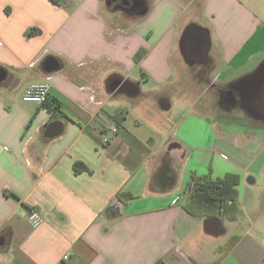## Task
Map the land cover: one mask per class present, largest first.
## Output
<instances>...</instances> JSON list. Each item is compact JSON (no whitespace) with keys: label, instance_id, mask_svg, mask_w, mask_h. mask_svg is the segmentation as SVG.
I'll list each match as a JSON object with an SVG mask.
<instances>
[{"label":"crops","instance_id":"0c3cea01","mask_svg":"<svg viewBox=\"0 0 264 264\" xmlns=\"http://www.w3.org/2000/svg\"><path fill=\"white\" fill-rule=\"evenodd\" d=\"M0 68V264H264V0H0ZM226 174L234 220L186 210Z\"/></svg>","mask_w":264,"mask_h":264},{"label":"trees","instance_id":"16d2710c","mask_svg":"<svg viewBox=\"0 0 264 264\" xmlns=\"http://www.w3.org/2000/svg\"><path fill=\"white\" fill-rule=\"evenodd\" d=\"M54 4H58L59 0H51ZM141 53H138L136 60L139 59ZM74 171L77 172V165H74ZM240 184V177L234 174H226L222 178L214 181L202 178L192 180L188 185L189 191L188 203L185 206L189 213L192 208L205 209L212 211L220 220H234L239 211L240 204L238 198L237 186ZM131 196L129 194L118 193L116 199L119 202L127 203ZM238 237L231 238L223 247L222 256H224L232 246H234ZM219 259L212 264H218Z\"/></svg>","mask_w":264,"mask_h":264},{"label":"built area","instance_id":"2783aa9c","mask_svg":"<svg viewBox=\"0 0 264 264\" xmlns=\"http://www.w3.org/2000/svg\"><path fill=\"white\" fill-rule=\"evenodd\" d=\"M49 87L47 84H33L26 88L24 94L22 95V101L27 103H35L42 105L46 102L48 98ZM107 130L112 131L113 133L117 132V129L113 127H108ZM177 203V199L172 201V205ZM43 219L39 212L36 209H31L27 215L26 223L32 229L37 228ZM67 257H64L66 259Z\"/></svg>","mask_w":264,"mask_h":264},{"label":"rangeland","instance_id":"374dc122","mask_svg":"<svg viewBox=\"0 0 264 264\" xmlns=\"http://www.w3.org/2000/svg\"><path fill=\"white\" fill-rule=\"evenodd\" d=\"M256 60V59H255ZM254 64H256V63H254ZM252 66L253 65H250V66H248L247 67V69L248 70H251L252 69ZM254 95H255V97H260L261 95H262V93L260 92V88H255L254 90ZM213 96H215V93L213 92H208L207 94H206V99H207V101H210L209 99L210 98H212ZM214 99H216V98H214ZM247 101L248 102H251V103H249L248 104V107H250V109L252 110V111H254L255 112V114L256 115H258V114H262V108H263V106H264V103L262 102V101H259V100H257V98L255 99V98H249V99H247ZM230 106V104L229 103H225V107L223 106L222 107V105H220V106H218V105H216L215 107V109L217 110V111H219L220 110V112H223V114H226V113H228L226 110H230L229 107ZM254 107V108H253ZM239 109V108H238ZM235 109V111H237V112H241V110L239 109ZM226 111V112H225ZM176 118L177 117H175V121H176ZM259 193V191L256 189L255 191H254V193H253V195H257ZM263 222H264V220L263 219H261V221H259L258 222V224H263Z\"/></svg>","mask_w":264,"mask_h":264},{"label":"water","instance_id":"95a60500","mask_svg":"<svg viewBox=\"0 0 264 264\" xmlns=\"http://www.w3.org/2000/svg\"><path fill=\"white\" fill-rule=\"evenodd\" d=\"M42 66L45 72L51 73L58 69V62L56 61L55 58L48 57L43 62ZM5 77H6V72L2 68H0V82H2L5 79ZM59 125L60 123L58 122L51 124L49 127L53 130V133H51L50 135L48 134V136L57 135L60 132Z\"/></svg>","mask_w":264,"mask_h":264},{"label":"flooded vegetation","instance_id":"af4514ba","mask_svg":"<svg viewBox=\"0 0 264 264\" xmlns=\"http://www.w3.org/2000/svg\"><path fill=\"white\" fill-rule=\"evenodd\" d=\"M185 44H186L185 46H186V48H188V52H189V51H190V48H189V47H190V46H189V43L187 42V43H185Z\"/></svg>","mask_w":264,"mask_h":264}]
</instances>
